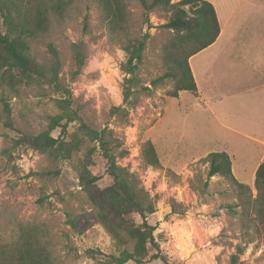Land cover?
<instances>
[{
  "label": "rangeland",
  "instance_id": "374dc122",
  "mask_svg": "<svg viewBox=\"0 0 264 264\" xmlns=\"http://www.w3.org/2000/svg\"><path fill=\"white\" fill-rule=\"evenodd\" d=\"M214 1L219 9L220 4L237 9V19L243 16L236 19L240 32L247 34L256 27L257 0ZM127 6L128 29L113 33L96 0H72L63 17L51 15L49 30L30 41V52L40 63L51 64L48 45L56 47L60 81L72 93L73 108L91 126L113 130L120 144L116 154L128 151L125 157L118 155L117 162L129 172L135 188L156 195L157 211L147 219L158 226L156 233H163L160 248L168 264H230L239 246L241 264H264V228L257 218L258 192L252 180L255 166L264 161V73L245 71L241 59L232 65L214 50L194 61L197 70V60L203 65L198 70L201 95L180 91L171 97L173 79L151 87V80L168 70L163 46L172 32L162 24L171 12L154 9L149 27L138 0H127ZM0 28L4 30L1 19ZM146 33L133 105L114 113L112 108L123 103L124 46ZM75 44L84 52L79 71ZM142 86L152 89L144 91ZM64 97L44 82L10 88L0 79V254L12 252L30 235L46 248L54 264H101V255L94 257L88 250L118 254L131 250L134 242L130 239L124 246L115 242L81 185L80 173L93 147L89 168L100 176V185L112 182L98 143L83 138L78 120L69 123L65 136L83 138L70 159L55 161L15 143L23 134L46 130L52 116L60 113L56 99ZM6 104L12 125L6 123ZM60 132L58 127L52 133ZM148 140L156 149L158 166L145 160L143 144ZM212 151L230 155L234 174L251 192L220 175L203 187L209 165L202 158ZM148 264L165 263L158 259Z\"/></svg>",
  "mask_w": 264,
  "mask_h": 264
},
{
  "label": "trees",
  "instance_id": "16d2710c",
  "mask_svg": "<svg viewBox=\"0 0 264 264\" xmlns=\"http://www.w3.org/2000/svg\"><path fill=\"white\" fill-rule=\"evenodd\" d=\"M110 32H124L130 24V10L127 0H96ZM141 4L145 21L150 23V13L160 8L171 12V16L162 27L172 32L171 39L163 46L164 60L168 70L151 80V87H155L167 79L174 80V88L168 92L171 97H178L180 91H190L198 95V87L191 69L190 57L216 41L220 34V23L215 6L208 0H138ZM72 0H0V79L1 83L15 88L18 84L44 82L53 86L57 91L65 94L64 98H57L56 105L60 113L52 116L46 130L37 134H23L15 140L17 145H24L34 150L48 154L52 160L70 159L74 151L80 146L83 138L98 143V147L106 162V171L112 182L100 185V176L94 174L90 167L93 152L96 147L87 152L80 173L81 185L88 193V197L97 209V218L119 246L126 245L133 240L131 250L124 248L118 254H106L99 249H90L92 256L101 255V264H125L130 261L136 264H148L155 260H162L168 264L160 248L163 233L158 232L157 225L148 221V216L157 211L156 195L153 196L144 188L134 187L129 172L117 162L118 155L125 157L126 149L116 154L114 150L120 146L114 132L108 128L98 129L91 126L73 108L72 93L60 81L61 58L56 47L49 43L52 54L51 64L40 63L30 52V41L46 33L51 25V15L63 17ZM149 33L142 38H131L124 46L127 59L122 65V71L127 75L123 86V103L114 106L112 112L120 109L128 110L133 105L132 98L136 91L135 80L139 64L143 60L146 40ZM78 71L84 65L82 45L75 44ZM151 87L142 86L144 91H151ZM6 117L12 125L11 108L6 104ZM64 120V122H62ZM78 120L79 130L83 138L74 134L68 140L67 129L70 122ZM60 127L59 136L53 135V130ZM143 153L148 164L158 166L159 158L151 141L143 144ZM209 167L204 188L209 186V180L216 175L231 180L240 190L251 192L244 183L238 181L233 173L232 160L226 151H212L202 158ZM255 187L259 207L257 218L264 228V161L255 173ZM193 185V183H192ZM141 218L137 221L136 216ZM22 240V238H21ZM243 249L231 256L230 264H241L239 255ZM0 264H54L46 248L32 236L24 237L12 252L0 254Z\"/></svg>",
  "mask_w": 264,
  "mask_h": 264
},
{
  "label": "crops",
  "instance_id": "0c3cea01",
  "mask_svg": "<svg viewBox=\"0 0 264 264\" xmlns=\"http://www.w3.org/2000/svg\"><path fill=\"white\" fill-rule=\"evenodd\" d=\"M208 1L212 2L215 6L221 30L215 42L190 57L189 61L198 87L199 95L201 94L198 85V70L200 67L202 69L203 65L200 62L201 60H197V70L194 61L197 57L210 53L211 51L215 50L217 55L230 59L229 61L232 65H234L235 60L241 59L244 63L245 71H248V68L250 71H253L254 74L264 73V0H257V5H254L259 10V14L254 18V21H256V27L253 28L252 31L247 30V34L240 32L239 28L236 26L239 22L237 20L243 18V16H239L237 19V9H227L223 4H220L221 9H219L218 3L214 0ZM221 11L224 13H221ZM237 44H241L242 46ZM182 92L183 91H181V93ZM261 162L262 161H260L253 170L252 180L254 179V181L256 170ZM234 176L238 181L247 184L246 181L241 179V177H238L236 174H234Z\"/></svg>",
  "mask_w": 264,
  "mask_h": 264
}]
</instances>
